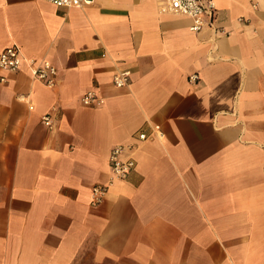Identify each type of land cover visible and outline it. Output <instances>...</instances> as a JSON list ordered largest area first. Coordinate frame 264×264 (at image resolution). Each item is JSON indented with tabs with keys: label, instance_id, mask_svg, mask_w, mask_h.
Masks as SVG:
<instances>
[{
	"label": "crops",
	"instance_id": "crops-1",
	"mask_svg": "<svg viewBox=\"0 0 264 264\" xmlns=\"http://www.w3.org/2000/svg\"><path fill=\"white\" fill-rule=\"evenodd\" d=\"M214 2L192 33L166 0H0V51L57 70L0 83V264H264V0ZM117 145L135 167L93 207Z\"/></svg>",
	"mask_w": 264,
	"mask_h": 264
},
{
	"label": "built area",
	"instance_id": "built-area-1",
	"mask_svg": "<svg viewBox=\"0 0 264 264\" xmlns=\"http://www.w3.org/2000/svg\"><path fill=\"white\" fill-rule=\"evenodd\" d=\"M48 2L58 8H75L90 4L92 0H42ZM161 11L170 14L188 18L191 22L189 31L199 33L205 28L210 27L217 32L215 23L217 21V9L214 0H166L165 5L161 7ZM26 66L33 79L39 81L46 87H53L55 84L57 70L48 61H37L25 58L20 48L15 45H9L0 51V83H5V75L18 71L22 66ZM131 72L123 70L116 72L112 76V84L120 89L127 87ZM197 76L189 77V81H197ZM80 102L85 107L101 106L104 99L97 95L93 90L85 92L80 98ZM42 123L50 128L52 126L49 115L41 117ZM139 142H145L152 136L161 138L163 135L158 127L152 133L140 131L136 135ZM136 145H117L114 146L108 157V165L110 170V179L104 184H95L90 191V205L99 206L105 198L109 186L117 180L126 179L135 167L133 158Z\"/></svg>",
	"mask_w": 264,
	"mask_h": 264
}]
</instances>
